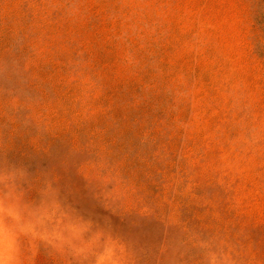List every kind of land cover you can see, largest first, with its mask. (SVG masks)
Instances as JSON below:
<instances>
[{
	"label": "rangeland",
	"instance_id": "374dc122",
	"mask_svg": "<svg viewBox=\"0 0 264 264\" xmlns=\"http://www.w3.org/2000/svg\"><path fill=\"white\" fill-rule=\"evenodd\" d=\"M0 264H264V0H0Z\"/></svg>",
	"mask_w": 264,
	"mask_h": 264
}]
</instances>
